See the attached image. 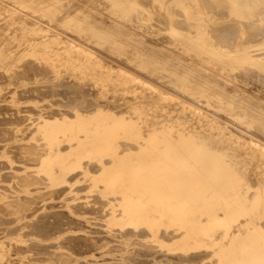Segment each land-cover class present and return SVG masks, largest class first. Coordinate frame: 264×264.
I'll use <instances>...</instances> for the list:
<instances>
[{
	"label": "rangeland",
	"instance_id": "obj_1",
	"mask_svg": "<svg viewBox=\"0 0 264 264\" xmlns=\"http://www.w3.org/2000/svg\"><path fill=\"white\" fill-rule=\"evenodd\" d=\"M100 1H0V70L2 69L3 73L6 72L5 76H8V78L4 76V81L0 78V82H6L2 85L0 83V118L2 121L5 120L2 122L0 119V121L1 124H5L4 122L7 121L3 126L0 124L2 127L0 136H3L0 137V166L3 168L1 170L0 167V217H2L0 219V264H48L50 259L53 262L50 264H57V262L60 264H136L137 260H139V264H144V262L147 264L144 253L147 257L150 256L146 257L149 259L148 261H151L148 264H264V144H261L264 143V87H262L264 85H261L264 84L261 83L264 81V69H262L264 67V39H261L264 34L262 33L264 32V17L261 16L262 14L264 16V12L261 13L259 10L262 7L261 9L264 11V3L259 4L258 9L256 7L253 9V15L239 17L232 11L234 3L231 0H226V2L225 0H212V2L210 0L209 2L206 0H146L147 2L145 0H102L105 3ZM140 1L145 3L144 6ZM201 2L205 7L211 3L208 6L213 5L211 8L214 7V10L210 7L206 10ZM220 8L223 13L226 11V14L221 15L222 12H218V10L221 11ZM120 9H123L122 12L119 11ZM201 10L204 14L200 12ZM176 12L177 14L180 12L181 16H177ZM130 13H134L138 18H134V15L132 17ZM260 13L261 15H259ZM22 14L27 15L26 18ZM123 15L126 16L122 17ZM219 15L223 18L220 19ZM59 16L61 17L57 18ZM18 17L22 20L18 19L17 21ZM39 17L43 20L41 21ZM127 17L129 20L133 18L135 20L129 21ZM25 20L32 24L29 25ZM163 21L165 22L163 23ZM251 21L253 25L250 24ZM174 22L175 25L181 22L179 26L183 30L179 26L174 27ZM42 23L46 27L49 25L46 28ZM235 24L239 28H234ZM157 25L161 30L156 28ZM226 26H230V29ZM231 26H233L232 29ZM255 26L261 27L256 28L258 30L256 31ZM96 27L98 28L96 29ZM48 28L54 31L50 29L49 31ZM218 29L220 31H217ZM62 30L63 32L60 33ZM210 31L213 33L210 34L212 36L209 35ZM54 32L60 34L55 33V35ZM227 32L231 34H226ZM247 32H254V34L250 33L251 37ZM257 32L258 35H256ZM66 33L69 35L67 34L68 36L65 37ZM61 34L63 35L60 38ZM220 34L226 38H219ZM232 35H238L239 38ZM255 36L257 37L255 38ZM221 38L226 46L224 43L221 44ZM216 39L218 40L216 41ZM225 39L230 44L235 39L238 41L234 42L235 45L232 43V47H228L230 44ZM256 39L260 41L257 42ZM73 41L77 43L75 44ZM70 42L74 44L72 45ZM98 42L101 45H98ZM94 48L95 50H93ZM134 51L135 54H133ZM105 59L108 61L106 62ZM143 59L152 62L147 64L148 62H144ZM30 61L32 62L30 63ZM23 64L28 70L23 68ZM33 64L38 67L35 66V69ZM137 64L142 68L140 69ZM141 64L147 65L145 67ZM247 67L248 69H246ZM46 69L50 71L46 72ZM2 71L0 77L3 76ZM48 72L51 75H48ZM253 73L258 79L257 81L252 76ZM259 74L263 77L262 79ZM16 75L23 76L20 77L21 79L17 76L18 79ZM27 75L30 79L33 76L34 80L31 82L29 78H26ZM134 75L137 79L134 78ZM155 75L160 78L157 79ZM244 75L251 76L246 79ZM50 76L53 78L51 79ZM6 78H10L9 82H12L7 83ZM249 78L253 79V82ZM13 83H16L17 86H14ZM33 87L35 88L33 89ZM45 88H47L46 93ZM98 88L99 90H97ZM30 89L33 91H29ZM79 90L82 91L79 92ZM42 91L48 96L44 95ZM34 93L36 98L33 99ZM19 94L21 95L19 96ZM38 94L47 99L40 100L41 96L38 97ZM70 99L76 102H72ZM58 100L61 102L59 103ZM87 100L90 103L83 102ZM71 102L74 106H71ZM55 103L59 105L56 106ZM92 103L94 107L91 106ZM6 108L12 111L10 112ZM1 109H3L2 112ZM35 113L37 114L34 115ZM18 119H21L20 122ZM22 121L25 123H21ZM10 129L11 133L14 131L12 134L14 138L9 133ZM256 131L258 134L261 133L260 136L253 134L257 133ZM2 138L7 141H2ZM15 146L18 148L14 149ZM18 150L20 151L17 152ZM9 151L11 152L9 153ZM16 154H21V157ZM13 155L17 156V162L14 159L16 156L13 158ZM22 160L25 162L21 163ZM3 162H6L5 166ZM31 170L33 171L31 172ZM6 172L8 173L7 179L4 177ZM11 173L15 175L12 174V176ZM2 175L5 179L1 177ZM19 175L22 176V179L18 178ZM8 180L10 182H7ZM15 186L16 189L13 188ZM3 187L8 190L2 189ZM54 192L57 193V196ZM21 196L27 198L23 199ZM40 197L42 198L40 199ZM79 203L83 205L79 206ZM5 204L11 206L10 210ZM51 205L53 207H50ZM92 205L95 207L92 208ZM75 207L80 210L77 211ZM89 207L92 209L90 210ZM97 208L99 209L97 210ZM12 209L13 211H11ZM86 209L89 210L84 213ZM99 210L101 211L100 217ZM79 211H82L83 214L78 213ZM57 212L59 213L57 214ZM7 213L8 216H6ZM42 214H46V217ZM51 214L52 217L55 216L54 219L50 216ZM38 217L44 218L43 220L50 221V223H45L43 220L42 222L40 218L37 221ZM47 217L51 218L47 219ZM10 218L12 222H10ZM66 219L72 221V226H70L73 229L68 225L71 224V221L67 224L68 220ZM32 220L41 224L34 225ZM27 222L32 223L28 224ZM43 223H45V227L48 224L47 228L49 229L42 226ZM59 224H62L63 227ZM77 224L83 226L76 230L79 228ZM84 226L86 228L82 230ZM40 228H42L41 231ZM53 228H59L60 231H63V228L66 230L60 232ZM92 228L97 231L100 229L101 233L95 232ZM45 229L48 234L44 232ZM5 230L16 232V235L15 233L13 235V232L11 234V231L7 234ZM91 231L93 232L91 233ZM51 232L53 233L51 234ZM25 233L30 235L27 236ZM38 234L43 237L38 238ZM46 234L49 236L45 237ZM99 238L103 242L101 240L98 242ZM70 240L73 242H69ZM31 242L36 247H33ZM90 242H92L91 246ZM43 244L49 247H45L46 250H44ZM65 244L74 246L68 250L70 246H65ZM80 244L81 248H79ZM24 246L26 249L23 248ZM97 246L100 247L97 248ZM123 246L126 249L122 248ZM18 247L22 248L21 251ZM30 247L32 248L30 249ZM93 248H96L97 251H94ZM135 250L138 253H135ZM138 254L143 258L141 259ZM59 255L62 257L57 258ZM38 257H41L42 261ZM44 258L49 260L45 261ZM129 259L131 261L134 259L135 262L132 263ZM143 259L144 262H141ZM83 261L84 263H82Z\"/></svg>",
	"mask_w": 264,
	"mask_h": 264
},
{
	"label": "bare ground",
	"instance_id": "obj_2",
	"mask_svg": "<svg viewBox=\"0 0 264 264\" xmlns=\"http://www.w3.org/2000/svg\"><path fill=\"white\" fill-rule=\"evenodd\" d=\"M0 1H1V0H0ZM47 1H49V0H47ZM50 1H51V0H50ZM60 1H61V0H60ZM95 1H96V0H95ZM101 1H102V0H101ZM101 1H100V2H101ZM137 1H138V0H137ZM141 1H142V0H141ZM141 1H140V2H141ZM143 1H144V0H143ZM145 1H146V0H145ZM192 1H194V0H192ZM206 1L209 2V0H206ZM210 1L212 2V0H210ZM221 1H222V0H221ZM231 1L234 3V4H233V9H232V11H233L234 14H236V15L239 16V17H248V16H250V15L253 13V9H255V7L258 9L257 6H259V4H261V3H264V0H231ZM7 2H8V1H6V3H7ZM42 2H44V1H42ZM45 2H46V1H45ZM140 2H139V3H140ZM146 2H147V1H146ZM149 2H151V1H149ZM189 2H190V1H189ZM199 2H200V1H199ZM208 2H207V3H208ZM223 2H224V1H223ZM225 2H226V0H225ZM2 3H3V2H2ZM8 3H9V2H8ZM20 3H21V2H20ZM36 3H37V1H36ZM54 3H55V2H54ZM90 3H91V2H90ZM101 3H105V2L102 1ZM165 3H166V2H165ZM194 3H195V2H194ZM201 3H203V2H201ZM204 3H205V1H204ZM204 3H203V6H204ZM213 3H214V2H213ZM3 4H5V2H4ZM106 4H107V3H106ZM106 4H105V6H108V5H106ZM137 4H138V3H137ZM141 4H143V6H144L145 3L141 2ZM184 4H185V3H184ZM192 4H193V2H192ZM195 4H197V3H195ZM199 4H200V3H199ZM205 4H206V3H205ZM208 4H209V3H208ZM208 4H207V6H208ZM230 4H231V3H230ZM11 5H12V3H11ZM109 5H111V4H109ZM139 5H140V4H139ZM146 5H147V3H146ZM209 5H211V3H210ZM214 5H215V3H214ZM221 5H222V4H221ZM227 5H228V4H227ZM75 6H76V5H75ZM155 6H157V5L155 4ZM184 6H185V5H184ZM207 6H206V7L204 6L205 9L210 7V6H208V7H207ZM212 6H213V5H212ZM212 6H211V7H212ZM215 6H216V5H215ZM218 6H219V3H218ZM218 6H217V7H218ZM5 7H6V6H5ZM7 7H9V6H7ZM34 7H35V6H34ZM77 7H79V6H77ZM108 7H109V6H108ZM108 7H106V8L108 9ZM110 7H111V6H110ZM118 7H119V6H118ZM128 7H129V6H128ZM145 7H146V6H145ZM211 7H210V8H211ZM219 7H220V6H219ZM228 7H229V6H228ZM16 8H17V6H16ZM16 8H13V9H16ZM143 8H144V7H143ZM150 8H151V7H150ZM153 8H154V7H153ZM168 8H169V7H168ZM172 8H173V7H172ZM200 8H201V7H200ZM202 8H203V7H202ZM226 8H227V7H226ZM261 8H262V7H261ZM261 8H260L259 10H261L260 12L262 13V12H264V11H263ZM8 9H10V8H8ZM17 9H18V8H17ZM117 9H118V8H117ZM117 9H116V10H117ZM123 9H124V8H123ZM123 9H122V10H123ZM211 9L214 10V7L211 8ZM220 9H221V11L218 10L219 13H221V12L223 11L222 8H220ZM224 9H225V5H224ZM4 10H5V9H4ZM21 10H22V9H21ZM76 10H78V9H76ZM88 10H89V9H88ZM112 10H113V9H112ZM122 10L120 9L119 11L122 12ZM157 10H158V9H157ZM157 10H155V11H157ZM163 10H164V9H163ZM173 10H174V8H173ZM206 10H208V9H206ZM225 10H226V9H225ZM10 11H11V10H10ZM14 11H15V10H14ZM106 11H107V10H106ZM114 11H115V10H114ZM119 11H118V12H119ZM127 11H128V10H127ZM178 11H179V10H178ZM209 11H210V10H209ZM209 11H208V13H209ZM255 11H256V10H255ZM22 12H23V11H22ZM22 12H21V13H22ZM27 12H28V11H27ZM27 12H26V13H27ZM112 12H113V11H112ZM112 12H110V13H112ZM125 12H126V11H125ZM131 12H132V10H131ZM157 12H158V11H157ZM161 12H162V11H161ZM200 12H203V11L201 10ZM218 12H217V13H218ZM224 12H225V13L222 12L221 15H222V14H223V15L226 14V11H224ZM228 12H229V11H228ZM126 13H127V12H126ZM126 13H125V14H126ZM128 13H129V12H128ZM151 13H154V12H151ZM179 13H180V12H179ZM179 13H178V14H179ZM205 13H206V11H205ZM261 13H260L259 15H261ZM18 14H19V13H18ZM18 14H17V15H18ZM57 14H58V13H57ZM64 14H65V13H64ZM66 14H67V13H66ZM66 14H65V15H66ZM108 14H109V13H108ZM121 14H122V13H121ZM130 14H132V13H130ZM135 14H136V13H135ZM137 14H139V13H137ZM140 14H141V13H140ZM175 14H177V12H176ZM178 14H177V16H181L180 14H179V15H178ZM203 14H204V12H203ZM214 14H215V12H214ZM256 14H257V13H256ZM22 15L24 16V14H22ZM30 15L32 16V14H30ZM71 15H72V14H71ZM97 15H98V14H97ZM126 15H127V14H126ZM126 15H123L122 17H124V16H126ZM133 15H134V13H133L131 16L133 17ZM143 15H144V14H143ZM155 15H156V13H155ZM161 15H162V17H163V14H161ZM221 15H219V16H221ZM227 15H228V14H227ZM252 15H253V14H252ZM15 16H16V15H15ZM19 16H20V15H19ZM25 16H27V15H25ZM25 16H24V17H25ZM63 16H64V15H63ZM92 16H93V15H92ZM120 16H121V15H120ZM134 16H135L134 18H138V17H136V15H134ZM156 16H157V15H156ZM156 16H155V17H156ZM158 16H159V15H158ZM228 16H229V15H228ZM255 16H256V15H255ZM32 17H33V16H32ZM35 17H36V16H35ZM60 17H61V16H59V17H57V18H60ZM102 17H103V16H102ZM107 17H108V16H107ZM122 17H121V18H122ZM206 17H207V16H206ZM215 17H217V16H215ZM225 17H227V16H225ZM253 17H254V16H253ZM261 17H262V18L264 17L263 14H262ZM25 18H26V17H25ZM39 18H40V17H39ZM62 18H63V17H62ZM64 18H65V17H64ZM109 18H110V17H109ZM115 18H116V17H115ZM119 18H120V17H119ZM127 18H128V17H127ZM127 18H126V19H127ZM130 18H131V17H130ZM134 18H133V19H130V20H133V21H134V20H135ZM151 18H152V17H151ZM159 18H160V17H159ZM159 18H158V19H159ZM217 18H218V17H217ZM219 18H220V17H219ZM222 18H223V16H221L220 19H222ZM233 18H234V16H233ZM18 19H21V20H22V18H20V17L17 18V21H18ZM29 19H30V18H29ZM36 19H37V18H36ZM36 19H35V20H36ZM98 19H99V18H98ZM103 19H104V17H103ZM126 19H125V20H126ZM141 19H142V18H141ZM153 19H155V18H153ZM153 19H152V20H153ZM163 19H164V18H163ZM220 19H219V20H220ZM225 19H226V18H225ZM257 19H258V18H257ZM27 20H28V19H27ZM27 20H25V21H27ZM40 20L42 21L43 19L40 18ZM56 20H57V19H56ZM62 20H63V19H62ZM62 20H61V21H62ZM112 20H113V19H112ZM128 20H129V18H128ZM130 20H129V21H130ZM149 20H150V19H149ZM161 20H162V19H161ZM165 20H166V18H165ZM208 20H209V19H208ZM230 20H231V19H230ZM254 20H255V18H254ZM23 21H24V20H23ZM58 21H60V19H58ZM139 21H140V18H139ZM182 21H183V20H182ZM204 21H205V18H204ZM226 21H227V20H226ZM232 21H233V19H232ZM256 21H258V20H256ZM256 21H253V22H256ZM27 22H28V21H27ZM33 22H34V20H33ZM36 22H37V21H36ZM43 22H44V21H43ZM45 22H46V20H45ZM45 22H44V23H45ZM164 22H165V21H163V23H164ZM18 23H20V22H18ZM44 23H42V24H44ZM48 23H50V22H48ZM82 23H83V22H82ZM82 23H81V24H82ZM92 23H93V22H92ZM159 23H161V21H159ZM163 23H162V24H163ZM176 23H178V21H176ZM176 23L174 22V25H175ZM237 23H238V22H237ZM244 23H245V22H244ZM28 24H29V22H28ZM30 24H32V22H31ZM30 24H29V25H30ZM33 24H34V23H33ZM37 24H38V23H37ZM39 24H41L40 21H39ZM45 24H46V23H45ZM45 24H44V25H45ZM57 24H58V23H57ZM57 24H56V25H57ZM88 24H89V23H88ZM107 24H109V23H107ZM120 24H121V23H120ZM148 24H149V23H148ZM157 24H158V23H157ZM179 24L181 25V22H179ZM179 24H178V25H175L174 27H178ZM182 24L184 25V23H182ZM219 24H220V23H219ZM241 24H243V23H241ZM245 24H246V23H245ZM245 24H243V25H245ZM250 24H252V21L250 22ZM48 25H49V24H48ZM48 25H47V27H48ZM53 25H55V24H53ZM56 25H55V26H56ZM84 25H85V24H84ZM109 25H110V24H109ZM111 25H112V24H111ZM123 25H124V24H123ZM154 25H155V24H154ZM185 25H186V22H185ZM220 25H221V24H220ZM228 25H229V24H228ZM252 25H253V24H252ZM254 25H255V24H254ZM72 26H73V25H72ZM76 26H77V25H76ZM112 26H113V25H112ZM151 26H152V25H151ZM233 26H234V25H233ZM233 26H231V29H232ZM237 26H238V25H237ZM237 26H236V24H235V27H234V28H239V27H237ZM45 27H46V25H45ZM47 27H46V28H47ZM51 27H52V24H51ZM53 27H54V26H53ZM85 27H87V26H85ZM180 27H181V26H179V28H180ZM187 27H188V24H187ZM187 27H185V28H187ZM209 27H210V26H209ZM217 27H218V26H217ZM221 27L224 28L223 25H221ZM226 27H227V26H226ZM226 27H225V28H226ZM247 27H248V26H247ZM251 27H252V26H251ZM260 27H261V26H260ZM260 27H256V26H255V28H254V27H253V28H254L256 31H258L256 28H260ZM58 28H59V27H58ZM77 28H78V26H77ZM97 28H98V27H96V29H97ZM99 28H100V27H99ZM119 28H121V27H119ZM126 28H128V27H126ZM156 28L159 29V30H161V29L158 27V25L156 26ZM188 28H189V27H188ZM204 28H205V27H204ZM211 28H212V27H211ZM223 28H221V30H223ZM227 28L230 29V26H228ZM227 28H226V29H227ZM234 28H233V29H234ZM49 29H50V28H48V30H49ZM54 29L56 30L55 27H54ZM79 29H81V28H79ZM86 29H87V28H86ZM96 29H94V30H96ZM122 29H123V28H122ZM177 29H178V28H177ZM180 29H181V28H180ZM216 29H217V28H216ZM226 29H225V30H226ZM246 29H247V28H245V30H246ZM250 29H251V28H250ZM43 30H44V29H43ZM50 30H51V31H54V30H52V29H50ZM50 30H49V31H50ZM60 30H61V29H60ZM118 30L120 31V29H118ZM130 30H131V29H130ZM181 30H183V29H181ZM187 30H188V29H187ZM214 30H215V29H214ZM35 31H36V30H35ZM73 31H74V30H73ZM90 31H91V30H90ZM98 31H99V30H98ZM114 31H115V30H114ZM125 31H126V30H125ZM128 31H129V30H128ZM217 31H220V30L218 29ZM217 31H215V32H216V33H215L216 36H218V35H217V34H218ZM228 31H229V30H228ZM237 31H239V30H237ZM237 31H236V32H237ZM246 31H247V30H246ZM256 31H254V32H256ZM259 31H262V30H259ZM62 32H63V30H62L60 33H62ZM80 32H81V31H80ZM93 32H94V31H93ZM203 32H204V31H203ZM222 32H223V31H222ZM225 32H226V31H225ZM248 32H249V31H248ZM248 32H247V34L250 35L251 32H250V33H248ZM254 32H252L251 34H254ZM55 33H56V34H60V33H58V32H54V34H55ZM78 33H79V32H78ZM78 33H77V34H78ZM98 33L100 34V32H98ZM125 33H126V32H125ZM192 33H193V32H192ZM194 33H195V32H194ZM207 33H208V31H207ZM211 33H212V32L210 31L209 35H210ZM219 33H220V32H219ZM228 33H229V32H227L226 34H228ZM233 33H235V32H233ZM233 33H232V34H233ZM238 33H239V32H238ZM262 33H264V32H262ZM56 34H55V35H56ZM67 34H68V33H66V35H64V36L66 37V36L69 35V34H68V35H67ZM70 34H71V33H70ZM82 34H83V32H82ZM94 34H95V33H94ZM94 34H93V35H94ZM99 34H98V35H99ZM190 34H191V33H190ZM204 34H205V32H204ZM212 34H213V33H212ZM215 34H214V39L216 38V37H215ZM221 34H222V33H221ZM221 34H220V35H221ZM226 34L224 33V35H226ZM229 34H231V33H229ZM239 34H240V33H239ZM255 34H256V33H255ZM260 34H261V32H260ZM51 35H52V34H51ZM62 35H63V34H61V36L59 35L60 38L62 37ZM85 35H86V34H85ZM89 35H90V34H89ZM220 35H219V38H220V37H222V38L225 37V38H226V36H222V35L220 36ZM233 35H234V34H233ZM233 35H232V36H233ZM256 35H258V32H257ZM263 35H264V34H263ZM263 35H262V36H263ZM0 36H1V35H0ZM82 36H83V35H82ZM87 36H88V35H87ZM100 36H101V35H100ZM128 36H129V34H128ZM210 36H212V35H210ZM227 36L229 37V35H227ZM235 36H236V35H235ZM235 36H233V37H235ZM237 36H238V35H237ZM237 36H236V38L238 39L239 37H237ZM243 36H244V35H243ZM247 36H248V35H247ZM250 36H251V35H250ZM259 36H260V35H259ZM262 36H261V39H264V37L262 38ZM5 37H6V36H5ZM49 37H50V36H49ZM76 37H77V36H76ZM78 37H79V36H78ZM251 37H252V36H251ZM256 37H257V36H255V38H256ZM107 38H108V37H107ZM212 38H213V37H212ZM219 38H218V39H219ZM222 38H221V44L224 43V45L226 46L225 42H222V41H224V40H222ZM243 38L245 39V37H243ZM255 38H254V39H255ZM74 39H76L75 36H74ZM79 39H80V38H79ZM79 39H77V40H79ZM133 39H135V38H133ZM218 39H216V41H217ZM227 39H228V38H227ZM227 39H225V41H226ZM233 39H234V38H233ZM254 39H253V40H254ZM67 40H69V39H67ZM228 40H229V39H228ZM228 40H227V42H228ZM230 40H231V37H230ZM245 40H247V39H245ZM248 40H249V38H248ZM63 41H64V39H63ZM65 41H66V40H65ZM69 41H70V40H69ZM71 41H72V39H71ZM74 41H75V40H74ZM74 41H73V42H74ZM81 41H82V40H81ZM81 41H78V42H81ZM86 41H87V39L85 40V42H86ZM173 41H174V40H173ZM210 41H211V40H210ZM232 41H233V40H232ZM236 41H238V40L235 39L232 43L234 44V42H236ZM250 41H251V40H250ZM256 41H257V39H256ZM259 41H260V40H259ZM259 41H257V42H259ZM94 42H95V44H96V41H94ZM94 42H93V43H94ZM100 42H101V41H100ZM112 42H113V41H112ZM166 42H167V41H166ZM174 42H175V41H174ZM177 42H178V41H177ZM219 42H220V41H219ZM227 42H226V43H227ZM230 42H231V41H230ZM240 42H241V41H240ZM70 43H72V42H70ZM74 43L76 44L77 42H74ZM74 43H72V45H73ZM86 43H87V42H86ZM86 43H85V45H86ZM91 43H92V42H91ZM98 43H99V42H98ZM102 43H103V42H102ZM150 43H152V42L150 41ZM154 43H155V42H154ZM171 43H172V42H171ZM171 43H170V44H171ZM213 43H214V42H213ZM228 43H229V42H228ZM232 43H231V44H232ZM238 43H239V42H238ZM249 43H250V42H249ZM251 43H252V41H251ZM254 43H255V40H254ZM1 44H2V43H1ZM67 44H68V43H67ZM82 44H83V43H82ZM103 44H104V43H103ZM215 44H216V42H215ZM217 44H218V43H217ZM229 44H230V43H229ZM231 44H230L229 46H228V45H227V46H228V47H230V46L232 47L233 44H232V45H231ZM235 44H236V43H235ZM235 44H234V45H235ZM252 44H253V43H252ZM80 45H81V44H80ZM85 45H84V46H85ZM87 45H88V44H87ZM91 45H93V44H91ZM96 45H97V44H96ZM98 45H101V44L99 43ZM156 45H157V44H156ZM78 46H79V45H78ZM84 46H83V47H84ZM144 46H145V45H144ZM159 46H160V45H159ZM220 46H221V45H220ZM79 47H80V46H79ZM88 47H89V45H88ZM92 47H93V46H92ZM94 47H95V46H94ZM98 47H99V46H98ZM223 47H224V46H223ZM84 48H85V47H84ZM100 48H101V47H100ZM5 49H6V48H5ZM12 49H13V48H12ZM81 49H82V45H81ZM88 49H89V48H88ZM90 49H91V47H90ZM102 49H103V48H102ZM105 49H106V47H105ZM23 50H24V49H23ZM26 50H27V49H26ZM82 50H83V49H82ZM85 50H86V48H85ZM93 50H95V48H94ZM106 50H107V49H106ZM108 50H109V49H108ZM167 50H168V49H167ZM0 51H1V50H0ZM24 51H25V50H24ZM97 51H98V50H97ZM97 51H96V52H97ZM129 51H130V50H129ZM229 51H230V50H229ZM9 52H10V51H9ZM90 52H92V51H90ZM90 52H89V53H90ZM130 52H131V51H130ZM170 52H171V51H170ZM14 53H15V52H14ZM87 53H88V52H87ZM136 53H137V51H136ZM164 53H165V52H164ZM92 54H93V53H92ZM133 54H135V51H134ZM263 54H264V53H263ZM90 55H91V54H90ZM150 55H151V54H150ZM259 55H261V54H259ZM259 55H258V56H259ZM9 56H10V55H9ZM15 56H17V55H15ZM20 56H21V55H20ZM92 56H94V55H92ZM95 56H96V54H95ZM99 56H100V55H99ZM99 56H97V57H99ZM101 56H103V55H101ZM101 56H100V57H101ZM164 56H166V55H164ZM180 56H181V55H180ZM127 57H128V56H127ZM152 57H153V55H152ZM5 58H6V57H5ZM7 58H9V57H7ZM102 58H103V57H102ZM102 58H100V59L102 60ZM108 58H109V57H108ZM128 58H129V57H128ZM213 58H214V57H213ZM14 59H16V58L14 57ZM97 59H98V58H97ZM97 59H96V60H97ZM178 59H179V58H178ZM215 59H216V58H215ZM16 60H17V59H16ZM130 60H131V59H130ZM182 60H184V59L182 58ZM24 61H26V60L24 59ZM105 61H106V59H105ZM107 61H108V60H107ZM107 61H106V62H107ZM122 61H123V60H122ZM124 61H125V60H124ZM143 61H144V62H148L147 64H149L150 62H152V61L149 62L148 60L146 61V60H144V59H143ZM166 61H167V60H166ZM31 62H32V61H30V63H31ZM12 63H13V62H12ZM25 63H26V62H25ZM27 63H28V62H27ZM112 63H113V62L111 61V64H112ZM125 63H126V62H125ZM138 63H139V62H138ZM153 63H154V62H153ZM192 63H193V62H192ZM116 64H117V62H116ZM147 64H145V65H147ZM168 64H169V63H168ZM250 64H252V63H250ZM250 64H249V65H250ZM1 65H2V64H1ZM4 65H6V64H4ZM7 65H8V63H7ZM19 65H20V64H19ZM19 65H18V66H19ZM23 65H24V64H23ZM23 65H22V66H23ZM28 65L31 66L32 64H28ZM106 65H107V64H106ZM119 65H120V64H119ZM123 65H124V64H123ZM133 65H134V64H133ZM137 65H138V64H137ZM137 65H136V67H137ZM141 65L145 66L144 64H141ZM179 65H180V64H179ZM195 65H197V64H195ZM243 65H244V64H243ZM246 65H248V64H246ZM33 66H34V67H35V66L38 67L36 64H33ZM103 66H104V65H103ZM125 66H126V65H125ZM125 66H124V67H125ZM138 66L140 67V69L142 68V66H140V65H138ZM148 66H149V65H148ZM198 66H199V65H198ZM254 66H255V64H254ZM0 67H1V66H0ZM2 67H3V66H2ZM14 67H15V66H14ZM20 67H21V66H20ZM26 67H27V65H26ZM36 67H35V69H36ZM114 67H115V66H114ZM127 67H128V66H127ZM139 67H138V68H139ZM145 67H146V66H145ZM152 67H153V66H152ZM201 67H202V66H201ZM262 67H263V66H262ZM18 68H19V67H18ZM23 68H25V65L23 66ZM23 68H22V69H23ZM28 68H29V67H28ZM30 68H31V67H30ZM125 68H126V67H125ZM143 68H144V67H143ZM148 68H149V67H148ZM159 68H160V67H159ZM161 68H162V67H161ZM249 68H250V66H249ZM260 68H261V67H260ZM25 69H27V68H25ZM33 69H34V68H33ZM33 69H31V71H32ZM167 69H168V68H167ZM244 69H245V68H244ZM246 69H248V67H247ZM262 69H264V67H263ZM23 70H24V69H23ZM27 70H28V69H27ZM126 70H128V69H126ZM131 70H132V69H131ZM142 70H143V69H142ZM145 70H146V69H145ZM148 70H149V69H148ZM1 71H2V69L0 70V75H1ZM39 71H40V70H39ZM39 71H38V72H39ZM47 71H50V70H47V69H46V72H47ZM124 71H125V70H124ZM253 71H254V70H253ZM253 71H252V72H253ZM261 71H263V70H261ZM3 72H4V71H2V75H3V76L0 77L1 80L5 79V77L8 78L7 75L5 76V73H6V72H5V73H3ZM19 72H21V71H19ZM29 72H30V71H29ZM32 72H34V70H33ZM36 72H37V71H36ZM40 72H41V71H40ZM46 72H44V73H46ZM122 72H123V71H122ZM143 72H144V71H143ZM195 72H196V71H195ZM239 72H240V71H239ZM248 72H251V71L248 70ZM248 72H246L247 75H248ZM13 73H14V72H13ZM196 73H197V72H196ZM204 73H205V72H204ZM241 73H242V72H241ZM262 73H263V72H262ZM10 74H12V73H10ZM14 74H15V73H14ZM16 74H17V73H16ZM21 74H23V73H21ZM21 74H20V75H21ZM29 74H31V73H29ZM29 74H28V75H29ZM42 74H43V73H42ZM49 74L51 75V73L48 72V75H49ZM139 74H140V73H139ZM260 74H261V73H260ZM260 74H259V76H260ZM8 75H9V74H8ZM23 75H24V74H23ZM23 75H22V76H23ZM28 75H27V76H28ZM32 75H34V74L32 73ZM37 75H39V74H37ZM37 75H35V76H37ZM137 75H138V74H137ZM237 75H238V74H237ZM239 75H240V74H239ZM241 75H243V73H242ZM251 75H252V74H251ZM251 75H249V76H251ZM254 75H255V74L253 73L252 76L255 77ZM4 76H5V77H4ZM9 76H10V75H9ZM11 76H12V75H11ZM17 76H18L19 78L22 77V76L16 75V77H17ZM29 76H31V75H29ZM29 76L26 77V78H29V80H31V82H32V80H34V79H32L33 76H32L31 79H30ZM46 76H47V75H46ZM54 76H55V75H54ZM134 76H135V75H134ZM142 76H143V75H142ZM155 76H156V75H155ZM163 76H164V75H163ZM205 76H206V75H205ZM211 76H212V75H211ZM244 76H245V75H244ZM249 76H247V77H249ZM259 76H258V77H259ZM16 77H13V78H16ZM18 77H17V78H18ZM37 77H38V76H37ZM50 77H51V76H50ZM138 77H139V76H138ZM156 77H157V76H156ZM217 77H218V76H217ZM245 77H246V76H245ZM247 77H246V79H247ZM253 77H252V78H253ZM260 77H261V76H260ZM260 77H259V78H260ZM7 78H6V80H8L7 83H11L12 81L9 82V79H10V78H9V79H7ZM19 78H18V79H19ZM24 78H25V76H24ZM24 78H23V79H24ZM52 78H53V77H51V79H52ZM134 78L137 79L136 76H135ZM154 78H155V77H154ZM158 78H160V76H158L157 79H158ZM161 78H162V77H161ZM182 78H183V77H182ZM255 78H256V77H255ZM262 78H263V77H261V79H262ZM18 79H17V80H18ZM20 79H21V78H20ZM23 79H22V80H23ZM43 79H44V77H43ZM60 79H61V78H60ZM60 79H59V81H60ZM209 79H210V78H209ZM244 79H245V78H244ZM253 79H254V78H253ZM253 79H252V80H253ZM11 80H12V79H11ZM49 80H50V78H49ZM49 80H48V81H49ZM80 80H81V78H80ZM142 80H143V79H142ZM212 80H213V79H212ZM249 80H250V78H249ZM252 80H250V81H252ZM257 80H258V79L256 78V81H257ZM263 80H264V79H263ZM3 81H4V80H3ZM3 81L0 82L1 85H2L3 83H6V82H3ZM14 81H15V80H14ZM14 81H13V82H14ZM25 81H26V79H25ZM150 81H151V80H150ZM183 81H184V80H183ZM259 81L261 82V80H259ZM148 82H149V81H148ZM148 82H147V83H148ZM153 82H154V81H153ZM220 82H221V81H220ZM246 82H247V81H246ZM252 82H253V81H252ZM254 82H255V81H254ZM33 83H34V81H33ZM44 83H45V82H44ZM53 83H54V82H53ZM68 83H69V82H68ZM166 83H167V82H166ZM256 83H257V82H256ZM258 83H259V82H258ZM258 83H257V84H258ZM261 83H264V81L261 82ZM261 83H260V84H261ZM13 84H14V83H13ZM15 84H16V83H15ZM15 84H14V86H17V84H16V85H15ZM36 84H37V83H36ZM55 84H56V81H55ZM75 84H76V83H75ZM86 84H87V82H86ZM88 84H89V83H88ZM148 84H149V83H148ZM1 85H0V86H1ZM5 85H6V84H5ZM24 85H25V84H24ZM58 85H59V84H58ZM61 85H62V84H61ZM98 85H99V84H98ZM176 85L178 86V84H176ZM227 85H228V84H227ZM254 85H255V84H254ZM261 85H264V84H261ZM37 86H38V85H37ZM56 86H57V85H55V87H56ZM64 86H65V85H64ZM67 86H68V85H67ZM69 86H70V83H69ZM74 86H75V85H74ZM133 86H134V85H133ZM151 86H152V85H151ZM200 86H201V85H200ZM205 86H206V85H205ZM219 86H220V85H219ZM222 86H223V85H222ZM21 87H22V86H21ZM30 87L32 88V86H30ZM30 87H29V88H30ZM44 87H45V86H44ZM48 87H49V86H47V88H48ZM57 87H58V86H57ZM60 87H61V86H60ZM62 87H63V86H62ZM65 87H66V86H65ZM65 87H63V88H65ZM152 87H153V86H152ZM154 87H155V86H154ZM203 87H204V86H203ZM229 87H230V86H229ZM238 87H239V86H238ZM262 87H264V86H262ZM5 88H6V86H5ZM25 88H26V87H25ZM29 88H27V89H29ZM34 88H35V87H33V89H34ZM36 88H38V87H36ZM42 88H43V87H42ZM47 88H45V93H46V91H47V90H46ZM69 88H70V87H69ZM74 88H75V87H74ZM93 88H94V86H93ZM132 88H133V87H132ZM204 88H205V87H204ZM233 88H234V87H233ZM259 88H260V87H259ZM48 89H49V88H48ZM76 89H77V87H76ZM90 89H92V88H90ZM94 89H95V88H94ZM230 89H231V88H230ZM261 89H262V88H261ZM4 90H5V89H4ZM23 90H25V89L23 88ZM23 90H21V91L23 92ZM31 90H32V89H30L29 91H31ZM54 90H55V89H54ZM57 90H58V89H57ZM65 90H66V89H65ZM65 90H64V91H65ZM92 90H93V89H92ZM97 90H99V88H98ZM155 90H156V89H155ZM170 90H171V89H170ZM228 90H229V89H228ZM11 91H12V90H11ZM18 91H19V89H18ZM27 91H28V90H27ZM27 91H26V93H27ZM32 91H33V90H32ZM49 91H50V90H49ZM80 91H82V90H79V92H80ZM85 91H86V90H85ZM94 91H95V90H94ZM94 91H92V92H94ZM172 91H173V90H172ZM226 91H227V90H226ZM22 92H21V93H22ZM39 92H40V91H39ZM39 92H38V93H39ZM42 92H43V91H42ZM68 92H69V91H68ZM71 92H72V91H71ZM87 92H89V91H87ZM95 92H96V91H95ZM9 93L11 94V92H9ZM61 93H62V90H61ZM76 93H77V92H76ZM81 93H82V92H81ZM85 93H86V92H85ZM97 93H98V91H97ZM101 93H103V92H101ZM128 93H129V92H128ZM165 93H166V92H165ZM237 93H238V92H237ZM4 94H5V93H4ZM40 94H41V93H40ZM40 94H38V97H39ZM43 94H44V92H43ZM49 94H50V92H49ZM52 94H53V93H52ZM59 94H60V93H59ZM67 94H68V93H67ZM168 94H169V93H168ZM5 95H7V93H6ZM5 95H4V96H5ZM20 95H21V94H19V96H20ZM25 95H26V94H25ZM30 95H31V97H32V94H30ZM35 95H36V94L34 93V95H33V97H32L33 99L36 98ZM44 95H47V94H44ZM63 95H65V94H63ZM86 95H87V94H86ZM92 95H94V94L92 93ZM170 95H171V94H170ZM170 95H169V96H170ZM261 95H262V94H261ZM40 96H41V97H39V98H41L40 100L47 99V98L44 97L43 95H40ZM47 96H48V95H47ZM49 96H50V95H49ZM69 96H70V95H69ZM87 96H88V95H87ZM97 96H98V95H97ZM8 97H9V96H8ZM31 97H30V98H31ZM42 97H43V99H42ZM54 97H57V96L54 95ZM78 97H79V96H78ZM238 97H239V96H238ZM4 98H5V97H4ZM4 98H1V99L3 100ZM10 98H11V97H10ZM70 98H71V97H70ZM76 98H77V97H76ZM93 98H94V96H93ZM97 98H99V97H97ZM110 98H111V97H110ZM215 98L217 99V97H215ZM219 98H220V97H219ZM250 98H251V97H250ZM260 98H261V97H260ZM7 99H8V98H7ZM18 99L20 100V98H18ZM27 99H28V98H27ZM72 99H73V98H72ZM100 99H101V98H100ZM130 99H131V98H130ZM243 99H244V98H243ZM23 100H25V99H23ZM50 100H51V99H50ZM68 100H69V99H68ZM70 100H71V99H70ZM89 100H90V99H89ZM98 100H99V99H98ZM185 100H186V99H185ZM51 101H53V100H51ZM58 101H59V100H58ZM71 101H72V100H71ZM74 101H75V100H74ZM74 101H72V102H74ZM91 101H92V99H91ZM93 101H94V100H93ZM180 101H181V100H180ZM191 101H192V100H191ZM246 101H248V100H246ZM252 101H253V100H252ZM252 101H251V102H252ZM0 102H1V101H0ZM3 102H4V101H3ZM42 102H43V101H42ZM55 102H56V101H55ZM60 102H61V100L59 101V103H60ZM72 102H71V103H72ZM75 102H76V101H75ZM83 102H89V101L87 100V101H83ZM99 102H100V101H99ZM101 102H102V101H101ZM115 102H116V101H115ZM253 102H255V101H253ZM51 103H53V102H51ZM57 103H58V102H57ZM63 103H64V102H63ZM63 103H62V104H63ZM66 103L69 104V102H67V101H66ZM71 103H70V104H71ZM89 103H90V102H89ZM102 103H103V102H102ZM106 103H108V102H106ZM45 104H46V103H44V105H45ZM64 104H65V103H64ZM68 104H66V105H68ZM94 104H95V102H94ZM96 104H97V103H96ZM191 104H192V103H191ZM257 104H258V103H257ZM1 105H2V104H1ZM55 105L57 106V105H59V104H56V103H55ZM60 105H61V104H60ZM82 105H83V104H82ZM86 105H87V104H86ZM92 105H93V103L91 104V106H92ZM136 105H137V104H136ZM146 105H147V104H146ZM39 106H40V105H39ZM45 106H47V105H45ZM50 106L52 107V105H50ZM53 106H54V105H53ZM71 106H74V104L72 103ZM95 106H96V105H95ZM100 106H102L101 103H100ZM121 106H122V105H121ZM143 106H144V104H143ZM167 106H168V105H167ZM191 106H192V105H191ZM1 107H4V106H1ZM6 107H7V106H6ZM9 107H12V106H9ZM24 107H26V106H24ZM48 107H49V106H48ZM69 107H70V106H69ZM77 107H78V106H77ZM87 107H88V106H87ZM93 107H94V105H93ZM104 107H105V106H104ZM113 107H115V106H113ZM113 107H112V108H113ZM152 107H153V106H152ZM28 108H29V107H28ZM28 108H27V109H28ZM37 108H39V107H37ZM54 108H55V107H54ZM85 108H86V107H85ZM102 108H103V107H102ZM107 108H108V107H107ZM110 108H111V107H110ZM142 108H143V107H142ZM144 108H145V107H144ZM6 109L8 110L9 108H6ZM21 109H22V108H21ZM24 109H25V108H24ZM35 109H36V108H35ZM74 109H75V108H74ZM78 109H79V108H78ZM108 109H109V108H108ZM113 109H114V108H113ZM151 109H152V108H151ZM2 110H3V109H1V112H2ZM84 110H85V109H84ZM110 110H111V109H110ZM196 110H197V109H196ZM204 110H205V109H204ZM262 110H263V109H262ZM8 111H10V110H8ZM11 111H12V110H11ZM11 111H10V112H11ZM13 111H14V110H13ZM15 111H16V110H15ZM22 111H23V110H22ZM29 111L31 112V108H30ZM29 111H28V112H29ZM33 111L36 112L35 110H33ZM38 111L40 112V110H38ZM42 111H43V110H42ZM45 111H46V110H45ZM45 111H44V112H45ZM60 111H61V110H60ZM69 111H70V110H69ZM72 111H73V110H72ZM77 111H78V110H77ZM79 111H80V110H79ZM103 111H104V110H103ZM111 111H112V110H111ZM119 111H120V110H119ZM3 112H4V111H3ZM24 112H25V111H24ZM51 112L54 113L53 111H51ZM80 112H81V111H80ZM86 112H87V111H86ZM25 113H26V112H25ZM32 113H33V112H32ZM46 113H47V112H46ZM56 113H57V112H56ZM81 113H82V112H81ZM205 113H206V112H205ZM239 113H240V112H239ZM36 114H37V113H35L34 115H36ZM49 114H50V111H49ZM2 115H3V113H2ZM15 115H17L16 112H15ZM38 115H39V114H38ZM41 115H42V114H41ZM45 115H46V114H45ZM61 115H62V114H61ZM240 115H241V114H240ZM245 115H246V114H245ZM248 115H249V114H248ZM49 116H50V115H49ZM55 116H56V115H55ZM251 116H252V115H251ZM251 116H250V117H251ZM20 117H21V116H20ZM22 117H23V116H22ZM25 117H26V116H25ZM25 117H23V118H25ZM155 117H156V116H155ZM221 117H222V116H221ZM248 117H249V116H248ZM5 118H6V117H5ZM5 118H4V119H5ZM15 118H16V116H15ZM18 118H19V117H18ZM23 118H21V119H23ZM29 118H30V117H29ZM44 118H45V116H44ZM46 118H47V117H46ZM254 118H255V117H254ZM0 119H1V118H0ZM21 119H18V121L21 120ZM214 119H217V118H214ZM218 119H219V118H218ZM223 119H225V118H223ZM6 120H7V119H6ZM11 120H12V119H11ZM15 120H16V119H15ZM15 120H14V122H15ZM26 120H27V118H26ZM26 120H25V121H26ZM1 121H2V119H1ZM1 121H0V124H1ZM3 121H5V120H3ZM3 121H2V122H3ZM8 121H10V120H8ZM25 121H24V122L22 121L21 123L24 124ZM220 121H221V120H220ZM19 122H20V121H19ZM228 122H229V121H228ZM230 122H231V121H230ZM261 122H262V121H261ZM4 123L6 124L7 121L4 122ZM9 123H10V122H9ZM9 123H8V124H9ZM219 123H222V122H219ZM223 123H224V121H223ZM5 124H1V125L3 126V125H5ZM8 124H7V126H8ZM11 124H14V123L11 122ZM16 124H17V123H16ZM16 124H15V125H16ZM19 124H20V123H19ZM23 124H22V126H23ZM41 124H42V123H41ZM228 124H229V123H228ZM222 125H223V124H222ZM17 126H18V124H17ZM19 126H20V125H19ZM27 126H28V125H27ZM30 126H31V125H30ZM30 126H29V127H30ZM0 128H2V127H0ZM7 128H9V127H7ZM15 128H16V127H15ZM15 128H14V130H15ZM23 128H25V127H23ZM34 129H35V128H34ZM171 129H172V127H171ZM220 129H221V128H220ZM4 130H5V128H4ZM12 130H13V128H12ZM12 130L10 129L9 133H11ZM92 130H93V129H92ZM230 130H231V129H230ZM7 131H8V130H7ZM99 131H100V130H99ZM5 132H6V130H5ZM17 132H18V131H17ZM32 132H33V131H32ZM170 132H171V131H170ZM172 132H173V131H172ZM241 132H242V131H241ZM254 132H255V131H254ZM256 132H257V131H256ZM0 133H1V132H0ZM3 133H4V132H3ZM9 133H8V134H9ZM13 133H14V131H13ZM13 133H11V135H12ZM23 133H24V132H23ZM28 133H29V132H28ZM233 133H234V132H233ZM29 134H30V133H29ZM29 134H28V135H29ZM242 134H243V133H242ZM253 134H258V132H257V133H253ZM259 134H261V133H259ZM259 134H258V135H259ZM3 135H4V134H3ZM20 135H21V134H20ZM240 135H241V134H240ZM5 136H6V135H5ZM13 136H14V135H12V137H13ZM42 136H43V135H42ZM126 136H127V135H126ZM241 136H242V135H241ZM244 136H245V135H244ZM259 136H260V135H259ZM0 137H3V136H0ZM8 137H9V136H8ZM12 137H11V140H13ZM19 137H20V136H19ZM23 137H24V136H23ZM256 137H257V136H256ZM13 138H14V137H13ZM27 138H28V137H27ZM87 138H88V137H87ZM90 138H91V137H90ZM127 138H128V137H127ZM242 138H243V137H242ZM8 139H10V137H9ZM24 139H25V138H24ZM36 139H37V138H36ZM0 140H1V138H0ZM3 140H5V138H4V139L2 138V141H3ZM41 140H42V139H41ZM192 140H193V138H192ZM246 140H247V138H246ZM5 141H7V140H5ZM9 141H10V140H9ZM37 141H38V140H37ZM207 141H208V140H207ZM248 141H249V140H248ZM258 141H259V140H258ZM261 141H262V140H261ZM46 142H47V141H46ZM120 142H121V141H120ZM259 142H260V141H259ZM0 143H1V141H0ZM14 143H15V142H14ZM200 143H201V142H200ZM248 143H249V142H248ZM251 143H252V142H251ZM119 144H120V143H119ZM240 144H241V143H240ZM261 144L263 145L264 143H261ZM24 145H25V143H24ZM27 145H28V144H27ZM128 145H129V144H128ZM204 145H206V144H204ZM218 145H219V144H218ZM262 145H261V146H262ZM12 146H14V145H12ZM18 146H19V145H18ZM36 146H37V143H36ZM130 146H131V145H130ZM2 147H3V146H2ZM20 147H21V145H20ZM209 147H210V146H209ZM262 147H263V146H262ZM12 148H14V147H12ZM16 148H18V147L15 146L14 149H16ZM121 148H122V147H121ZM205 148H206V147H205ZM230 148H231V147H230ZM233 148H234V147H233ZM2 149H3V148H2ZM206 149H207V148H206ZM208 149H209V148H208ZM234 149H235V148H234ZM7 150H8V149H7ZM7 150H6V152H7ZM23 150H24V149H23ZM39 150H40V149H39ZM39 150H38V151H39ZM41 150H43V149H41ZM230 150H231V149H230ZM19 151H20V150H18L17 152H19ZM210 151H211V150H210ZM10 152H11V151H9V153H10ZM62 152H63V151H62ZM214 152H215V151H214ZM216 152H217V151H216ZM253 152H254V151H253ZM118 153H119V152H118ZM212 153H213V152H212ZM0 154H1V153H0ZM4 154H5V153H4ZM13 154H14V152H13ZM22 154H24V153H22ZM41 154H42V153H41ZM217 154H218V153H217ZM16 155H17V154H16ZM16 155H13V158H14V156H16ZM18 155H20V157H21V154H18ZM18 155H17V156H18ZM218 155H219V154H218ZM226 155H227V154H226ZM17 156L14 158L15 161L17 160V159H16ZM27 157H28V156H27ZM251 157H252V156H251ZM28 158H29V157H28ZM45 158H46V157H45ZM14 159H13V160H14ZM20 159H21V158H20ZM70 159H71V158H70ZM44 160H45V159H44ZM71 160H73V159H71ZM71 160H70V161H71ZM131 160H132V159H131ZM2 161H3V160H2ZM42 161H43V160H42ZM133 161H135V160H133ZM0 162H1V161H0ZM16 162H17V161H16ZM18 162H19V160H18ZM24 162H25V161H24ZM24 162H23V160H22L21 163H24ZM43 162L45 163V161H43ZM68 162H69V161H68ZM232 162H234V161H232ZM39 163H40V162H39ZM69 163H70V162H69ZM104 163H105V162H104ZM134 163H135V162H134ZM4 164L6 165V162H5V163L3 162V165H4ZM7 164H8V163H7ZM19 164H20V163H19ZM67 164H68V163H67ZM190 164H191V163H190ZM234 164H235V163H234ZM234 164H233V165H234ZM238 164H239V163H238ZM5 165H4V166H5ZM27 165H29V164H27ZM27 165H26V166H27ZM33 165H34V164H33ZM7 166H9V165H7ZM7 166H6V168H8ZM13 166H14V165H13ZM16 166H17V165H16ZM30 166H31V165H30ZM35 166H36V165H35ZM64 166H65V165H64ZM235 166H236V165H235ZM0 167H1V166H0ZM246 167H247V166H246ZM1 168H2V167H1ZM6 168H5V169H6ZM88 168H89V165H88ZM17 169H18V167H17ZM21 169H23V168H21ZM21 169H19V170H21ZM54 169H55V168H54ZM54 169H53V170H54ZM1 170H3V168H2ZM84 170H85V169H84ZM32 171H33V170H31V172H32ZM12 172H13V171H12ZM28 172L30 173V171H28ZM49 172H50V171H49ZM52 172H53V171H52ZM6 173H7V172H6ZM26 173H27V172H26ZM53 173H54V172H53ZM53 173H52V174H53ZM90 173H91V172H90ZM2 174H3V173H2ZM9 174H10V173H9ZM12 174L15 175L14 173H11V175H12ZM75 174H76V173H75ZM7 175H8V173H7L6 176H4V177L6 178ZM13 175H12V176H13ZM35 175H36V174H35ZM40 175H41V174H40ZM12 176H11V177H12ZM31 176H32V175H31ZM44 176H45V175H44ZM44 176H41V177H44ZM72 176H73V173H72ZM74 176H75V175H74ZM1 177L3 178V175H2ZM16 177H17V176H16ZM21 177H22V176L19 175L18 178H21ZM26 177H27V176H26ZM35 177H36V176H35ZM5 178H3V179H5ZM39 178H40V177H39ZM56 178H57V177H56ZM67 178H68V177H67ZM6 179H7V178H6ZM9 179H11V178L9 177ZM21 179H22V178H21ZM70 179H71V178H70ZM18 180H19V179H18ZM42 181H43V180H42ZM0 182H1V181H0ZM3 182H4V181H3ZM7 182H10V181L8 180ZM13 182H14V181H13ZM68 182H69V181H68ZM246 182H247V180H246ZM248 182L250 183V181H248ZM15 183H16V182H15ZM15 183H14V185H15ZM44 183H45V182H44ZM46 183H48V182H46ZM41 184H42V183H41ZM2 185H3V184H2ZM250 185H251V184H250ZM16 186H17V185H16ZM16 186L13 187V188L16 189ZM40 186H41V185H40ZM62 186H63V185H62ZM4 187H5V186H4ZM4 187H3L2 189H4ZM7 187H8V186H7ZM21 187H22V186H21ZM37 187H38V186H37ZM58 187H60V186H58ZM263 187H264V186H263ZM0 188H1V187H0ZM17 188H18V187H17ZM40 188H41V187H40ZM64 188H65V187H64ZM64 188H63V189H64ZM248 188H249V187H248ZM32 189L34 190V188H32ZM252 189H253V188H252ZM4 190H8V189L5 188ZM55 190H56V189H55ZM55 190H54V191H55ZM80 190H81V189H80ZM17 191H18V190H17ZM20 191H21V190H20ZM23 191H24V190H23ZM34 191H35V190H34ZM48 191H49V189H48ZM56 191H58V190H56ZM73 191H74V190H73ZM6 192H7V191H6ZM9 192H12V191L9 190ZM46 192H47V191H46ZM76 192H77V191H76ZM2 193H3V192H2ZM12 193H13V192H12ZM49 193H50V192H49ZM52 193H53V192H52ZM54 193H56V192H54ZM62 193L64 194V192H62ZM62 193H61V194H62ZM46 194H47V193H46ZM58 194H59V192H58ZM8 195H9V194H8ZM21 195H22V194H21ZM43 195H44V194H43ZM55 195L57 196V193H56ZM55 195H54V196H55ZM114 195H115V194H114ZM1 196H2V195H1ZM9 196H10V195H9ZM13 196H14V195H13ZM26 196H27V195H26ZM34 196H35V195H34ZM36 196H38V195H36ZM59 196H60V195H59ZM86 196H87V195H86ZM7 197H8V196H7ZM11 197H12V196H11ZM11 197H10V198H11ZM16 197H17V196H16ZM18 197H19V196H18ZM22 197H23V199H24L25 196H21V198H22ZM30 197H31V196H30ZM84 197H85V196H84ZM92 197H93V196H92ZM2 198H4V197H2ZM25 198H27V197H25ZM41 198H42V197H40V199H41ZM58 198H59V197H58ZM67 198H68V197H67ZM93 198H94V197H93ZM206 198H207V197H206ZM0 199H1V198H0ZM14 199H15V198H14ZM23 199H21V200L24 201ZM29 199H30V198H29ZM29 199H27V200H29ZM32 199H33V198H32ZM56 199H57V197H56ZM107 199H108V198H107ZM4 200H5V199H4ZM30 200H31V199H30ZM17 201H19V200H17ZM22 201H21V202H22ZM32 201H33V200H32ZM111 201H112V200H111ZM10 202H11V201H10ZM35 202H36V201H35ZM41 202H42V201H41ZM83 202H84V201H83ZM90 202H91V201H90ZM98 202H99V201H98ZM109 202H110V201H109ZM38 203H40V202L38 201ZM48 203H49V202H48ZM59 203H60V202H59ZM63 203H64V202H63ZM76 203H78V202H76ZM103 203H104V202H103ZM17 204H18V203H17ZM32 204H33V203H32ZM34 204H36V203H34ZM44 204H45V203H44ZM50 204H52V203H50ZM50 204H49V205H50ZM54 204H55V203H53L52 205H54ZM79 204H80V205H79ZM79 204H78V205L81 206L82 203H79ZM84 204H85V203H84ZM2 205L4 206V204H2ZM5 205H6V204H5ZM52 205H51L50 207H53ZM63 205H64V204H63ZM65 205H66V204H65ZM67 205H68V204H67ZM72 205H73V204H72ZM74 205H75V203H74ZM74 205H73V206H74ZM82 205H83V204H82ZM86 205H87V203H86ZM86 205H85V206H86ZM3 206H1V207H3ZM36 206H37V205H36ZM70 206H71V205H70ZM75 206H77V205H75ZM87 206H89V205H87ZM87 206H86V208H87ZM105 206H106V205H105ZM114 206H115V205H114ZM116 206H117V205H116ZM6 207H7V209L10 210V207H11V206L9 207L8 205H6ZM8 207H9V208H8ZM58 207H61V206H58ZM93 207H95V206L92 205V208H93ZM247 207H248V206H247ZM34 208H35V207H34ZM34 208H33V209H34ZM54 208H55V207H54ZM72 208H73V207H72ZM77 208H78V207H77ZM92 208L89 207L90 210H91ZM100 208H101V207H100ZM2 209H5V208L3 207ZM2 209H1V210H2ZM37 209H38V208H37ZM39 209H40V208H39ZM75 209H76V207H75ZM89 209L84 210V213H85V211H86V213H87V212H88L87 210H89ZM94 209H95V208H94ZM98 209H99V208H97V210H98ZM101 209H102V208H101ZM101 209H100V210H101ZM5 210H6V209H5ZM5 210H4V213H5ZM31 210H32V209H31ZM35 210H36V208H35ZM47 210H48V209H47ZM76 210H77V209H76ZM78 210H80V208H79ZM78 210H77V211H78ZM95 210H96V209H95ZM100 210H99V213H98V214H99V217H100V215H101L100 212L102 211V210H101V211H100ZM11 211H13V209H12ZM57 211H58V210H57ZM60 211H61V210H60ZM65 211H66V210H65ZM65 211H63V212H65ZM2 212H3V210H2ZM6 212H7V211H6ZM37 212H38V210H37ZM63 212H62V214H63ZM80 212L82 213V211H79L78 213H80ZM90 212H91V211H90ZM90 212H89V213H90ZM118 212H119V211H118ZM0 213H1V211H0ZM4 213H2V214H4ZM11 213H12V212H11ZM11 213H9V214L12 215ZM54 213H55V212H54ZM58 213H59V212H57V214H58ZM66 213H67V212H66ZM75 213H76V212H75ZM93 213H94V210H93ZM93 213H91V214L93 215ZM29 214H30V212H29ZM29 214H28V215H29ZM46 214H47V212H46ZM46 214H45V215L42 214V215L46 217ZM49 214H50V213H49ZM60 214H61V213H60ZM64 214H65V213H64ZM68 214H69V213H68ZM68 214H67V215H68ZM76 214H77V213H76ZM82 214H83V213H82ZM96 214H97V213H96ZM118 214H119V213H118ZM4 215H5V214H4ZM10 215H9V216H10ZM28 215H27V216H28ZM31 215H34V213H31ZM39 215H40V214H39ZM54 215H56V214H54ZM106 215H107V214H106ZM6 216H8V213H7ZM23 216H24V214H23ZM47 216H48V214H47ZM50 216L52 217V214H51ZM56 216H57V215H56ZM65 216H66V215H65ZM72 216H73V215H72ZM94 216H95V215H94ZM103 216H104V215H103ZM217 216H218V215H217ZM28 217H30V216H28ZM51 217H47V219H49V218H51ZM53 217H55V216H53ZM53 217H52V218H53ZM61 217H62V216H61ZM101 217H102V216H101ZM105 217H106V216H105ZM1 218H2V217H0V219H1ZM39 218L41 219V221L44 219V218L42 219L41 217H38V220H37V221H39ZM57 218H58V216H57ZM62 218H63V217H62ZM64 218H65V217H64ZM66 218H67V217H66ZM74 218H75V217H74ZM77 218H78V217H77ZM87 218H88V217H87ZM97 218H98V217H97ZM3 219H4V218H3ZM45 219H46V218H45ZM53 219H54V218H53ZM55 219H56V218H55ZM89 219H90V218H89ZM91 219H92V218H91ZM93 219H94V218H93ZM5 220H6V219H5ZM56 220H57V219H56ZM63 220H64V219H63ZM66 220H68V219H66ZM79 220H81V219H79ZM82 220H83V219H82ZM13 221H14V219H13ZM15 221H16V218H15ZM32 221L35 223L34 220H32ZM43 221H44L45 223H47V222L50 223V221H47V222H46L45 220H43ZM43 221H42V222H43ZM54 221H55V220H54ZM69 221H71V220L69 219L68 222H67V224L70 223ZM87 221H88V220H87ZM7 222H8V221H7ZM10 222H12V221H11V218H10ZM10 222H9V223H10ZM84 222H85V221H84ZM93 222H94V221H93ZM2 223H4V221H2ZM27 223L29 224V223H32V222H27ZM34 223H33V224H34ZM37 223H38V222H37ZM37 223H35L34 225H36ZM45 223H43L42 226H44ZM60 223H61V222H60ZM74 223H75V222H74ZM74 223H73V224H74ZM0 224H1V222H0ZM5 224H6V225H10L11 223H10V224L5 223ZM24 224H25V223H24ZM28 224H27V225H28ZM40 224H41V223H40ZM40 224L38 223V225H40ZM67 224H65V225H67ZM91 224H93V223H91ZM96 224H97V223H96ZM22 225H23V224H22ZM25 225H26V224H25ZM30 225H31V224H30ZM38 225H37V226H38ZM51 225H52V223L50 224V226H51ZM54 225H56V224L54 223ZM54 225H53V226H54ZM59 225L61 226L62 224H59ZM68 225H69V226H70V225L72 226V221H71V224H68ZM68 225H67V226H68ZM77 225H78V224H77ZM84 225H85V224H84ZM233 225H234V224H233ZM3 226H4V224H3ZM20 226H21V225H20ZM20 226H19V227H20ZM37 226H36V227H37ZM46 226L48 227V224H47ZM57 226H58V225H57ZM69 226H68V227H69ZM71 226H70V228H72ZM80 226H81V225H80ZM80 226L78 225L79 228H76V230H77V229L79 230L83 225H82L81 227H80ZM96 226H97V225H96ZM104 226H105V225H104ZM36 227H35V228H36ZM39 227H40V226H39ZM44 227H45V226H44ZM47 227H45V228H46V229H49V228H47ZM51 227H52V226H51ZM55 227H56V226H55ZM62 227H63V225H62ZM64 227H65V226H64ZM7 228H8V227H7ZM7 228H5V229H7ZM16 228H17V227H16ZM16 228H14V229L16 230ZM20 228H22V227H20ZM20 228H19V229H20ZM26 228H27V226H26ZM29 228H30V227H29ZM37 228H38V227H37ZM60 228H61V227H60ZM84 228H86V227L84 226V227L82 228V230H83ZM97 228H98V227H97ZM125 228H126V227H125ZM237 228H238V227H237ZM262 228H263V227H262ZM17 229H18V228H17ZM41 229H42V228H40L39 230L41 231ZM43 229H44V228H43ZM46 229H45V231H44V230H43V231L47 233ZM53 229H55V230L57 229V231H60V230H58L59 228H53ZM64 229H65V228H63V231L66 230V229H65V230H64ZM72 229H73V228H72ZM74 229H75V228H74ZM88 229L90 230V228H88ZM92 229H93L95 232L97 231V229L95 230V228H92ZM12 230H13V229H12ZM15 230H14V231H15ZM24 230H25V229H24ZM26 230H27V229H26ZM39 230H38V231H39ZM55 230H54V232H56ZM99 230H100V229H99ZM99 230H98L97 232H99V234H100L101 231H99ZM102 230H103V229H102ZM137 230H138V229H137ZM232 230H233V229H232ZM5 231H7V230H5ZM10 231H11V230H10ZM10 231H7V234H8ZM16 231H17V230H16ZM30 231L32 232L33 230H30ZM35 231H36V230H35ZM50 231H51V229H50ZM63 231H60V232H63ZM108 231H109V230H108ZM112 231H114V230H112ZM127 231H128V230H127ZM140 231H141V230H140ZM142 231H143V230H142ZM244 231H245V230H244ZM2 232H3V230H2ZM12 232H13V231H11L10 233L12 234ZM31 232H30V233H31ZM33 232H34V231H33ZM33 232H32V233H33ZM36 232H37V231H36ZM60 232H58V233H60ZM86 232H87V231H86ZM92 232H93V231H91V233H92ZM125 232H126V231H125ZM215 232H216V231H215ZM14 233H15V235H16V232H13V235H14ZM32 233H31V235H32ZM34 233H35V232H34ZM39 233H40V232H39ZM52 233H53V232H51V234H52ZM111 233H112V232H111ZM11 234H9V235H11ZM36 234H37V233H36ZM40 234H41V235H44V234H42V232H41ZM40 234H38V235H39L38 238H40V237L42 238V237H43V236H40ZM47 234H48V233H47ZM47 234L45 235V237L49 236V235H47ZM49 234H50V233H49ZM51 234H50V235H51ZM56 234H57V233H56ZM60 234H61V233H60ZM173 234H174V233H173ZM215 234H216V233H215ZM1 235H2V234H1ZM9 235H8V236H9ZM13 235H12V236H13ZM25 235H27V233H25ZM29 235H30V234H29ZM29 235H27V236H29ZM34 235H35V234H34ZM38 235H37V236H38ZM122 235H123V234H122ZM206 235H207V234H206ZM228 235H229V234H228ZM6 236H7V235H6ZM56 236H57V235H56ZM76 236H77V235H76ZM82 236H83V235H82ZM104 236H105V235H104ZM104 236H103V237H104ZM111 236H112V235H111ZM52 237H53V236H52ZM85 237H87V236H85ZM98 237H99V236H98ZM103 237H102V238H103ZM106 237H107V236H106ZM208 237H210V236L208 235ZM48 238H49V237H48ZM50 238H51V237H50ZM50 238H49V239H50ZM65 238H67V237H65ZM72 238H75V237H72ZM79 238H81V237H79ZM87 238H88V237H87ZM89 238H90V237H89ZM91 238H92V237H91ZM96 238H97V237H96ZM96 238H94V239H96ZM104 238H105V237H104ZM114 238L116 239L117 237H114ZM120 238H121V237H120ZM122 238H123V237H122ZM122 238H121V239H122ZM168 238H169V237H168ZM44 239H45V238H44ZM85 239H86V238H85ZM85 239H84V240H85ZM97 239H98V238H97ZM29 240H30V239H29ZM29 240H28V241H29ZM45 240H47V239H45ZM67 240H68V238H67ZM73 240H75V239H73ZM90 240H91V239H90ZM100 240H101V242H103L102 239H100V238H99L98 242H99ZM152 240H153V239H152ZM38 241H39V240H38ZM47 241H48V240H47ZM71 241H72V240H70L69 242H71ZM76 241H78V240L76 239ZM76 241H75V242H76ZM86 241H87V239H86ZM96 241H97V240H96ZM212 241H213V240H212ZM227 241H228V240H227ZM33 242H34V244H35V241H33ZM72 242H73V241H72ZM107 242H108V240H107ZM139 242H142V241L139 240ZM156 242H157V241H156ZM5 243H6V242H5ZM7 243H8V242H7ZM7 243H6V244H7ZM25 243H26V242H25ZM31 243H32V242H31ZM37 243H38V242H37ZM37 243H36V245H37ZM52 243H53V242H52ZM62 243H64V241H62ZM81 243H82V242H81ZM109 243H111L110 240H109ZM122 243H123V242H122ZM122 243H121V244H122ZM146 243H148V242H146ZM15 244H16V243H15ZM15 244H13V245L15 246ZM32 244H33V243H32ZM34 244H33V247H36V246H34ZM39 244H40V243H38V245H39ZM50 244H51V243H50ZM50 244H49V245H50ZM59 244H60V243H59ZM78 244H79V243H78ZM82 244H83V243H82ZM87 244H88V243H87ZM133 244H134V243H133ZM133 244H131V245H133ZM136 244H137V243H136ZM142 244L144 245V243H142ZM149 244H150V243H149ZM224 244H225V243H224ZM10 245H11V244H10ZM38 245H37V247L39 248V246H41V245H39V246H38ZM51 245H53V244H51ZM66 245H67V244H65V246H66ZM74 245H75V243H74ZM74 245H73V246H74ZM80 245H81V244H80ZM91 245H92V242H90V246H91ZM94 245H95V244H94ZM14 246H13V247H14ZM16 246H17V244H16ZM43 246H44V244H43ZM47 246H48V245H47ZM47 246H44V250H46L45 247L47 248ZM56 246H57V244H56ZM60 246H61V245H60ZM62 246H64V245H62ZM67 246H70V245H67ZM73 246L68 247V250H71V247L73 248ZM83 246H84V245H83ZM100 246H101V245H100ZM100 246H97V248H99ZM117 246H118V245H117ZM120 246H122V245H120ZM120 246H119V247H120ZM8 247H9V246H8ZM13 247H12V248H13ZM48 247H49V246H48ZM58 247H59V246H58ZM75 247H76V245H75ZM81 247H82V245H81L79 248H81ZM114 247H115V246H114ZM114 247H113V248H114ZM142 247H143V246H142ZM202 247H203V246H202ZM23 248L26 249L25 246H24ZM27 248H28V247H27ZM31 248H32V247H30V249H31ZM52 248H53V247H52ZM52 248H51V249H52ZM122 248H125V247L123 246ZM143 248H145V247H143ZM151 248H152V246H151ZM154 248H155V247H154ZM18 249L21 251L22 248H21V247H20V248L18 247ZM48 249H50V248H48ZM48 249H47V250H48ZM63 249H64V248H63ZM93 249H95L94 251H97L96 248H93ZM93 249H92V250H93ZM110 249H111V247H110ZM115 249H116V248H115ZM125 249H126V248H125ZM146 249H147V248H146ZM19 250H17V251H19ZM33 250H34V249H33ZM40 250H41V249H40ZM68 250H67V251H68ZM72 250H73V249H72ZM20 251H19L18 253H20ZM37 251H38V249H37ZM60 251H61V250H60ZM73 251H74V250H73ZM124 251H125V250H124ZM137 251H138V250H137ZM145 251H146V250H145ZM145 251H144V252H145ZM148 251H149V250H148ZM155 251H156V250H155ZM24 252H25V251H24ZM30 252H33V251H30ZM41 252H42V255H43V250H42ZM48 252H49V251H48ZM48 252H47V254H48ZM57 252H58V251H57ZM61 252H62V251H61ZM76 252H77V251H76ZM76 252H75V254H76ZM79 252H82V251L79 250ZM83 252L85 253V251H83ZM89 252H90V251H89ZM112 252H113V251H112ZM142 252H143V251H142ZM144 252H143V253H144ZM146 252H147V251H146ZM157 252H158V251H157ZM198 252H199V251H198ZM26 253H27V252H26ZM28 253H29V252H28ZM33 253H34V252H33ZM45 253H46V251H45ZM45 253H44V254H45ZM50 253H52V252L50 251ZM50 253H49V255H50ZM64 253H65V252H64ZM71 253H73V252L71 251ZM119 253H120V252H119ZM135 253H138V252H136V250H135ZM147 253H148V252H147ZM149 253H150V252H149ZM159 253H160V252H159ZM204 253H205V252H204ZM40 254H41V253H40ZM58 254H59V253H58ZM60 254H61V253H60ZM82 254H83V253H82ZM98 254H99V253H98ZM139 254H140V253H139ZM139 254H138V256H140L141 259H142V258H143L142 255H139ZM150 254H152V253H150ZM35 255H36V254H35ZM38 255H39V254H38ZM64 255H65V254H64ZM69 255H70V254H69ZM85 255H87V254H85ZM100 255H101V254H100ZM144 255H145L144 257H145V259H146L147 264H148V262L150 263L151 261H148L149 259H147V258L150 257V256L147 254V255H148V257H147L145 253H144ZM153 255H154V254H153ZM162 255H163V254H162ZM162 255H161V256H162ZM177 255H178V254H177ZM43 256H44V255H43ZM47 256H48V255H47ZM51 256H52V255H51ZM79 256H80V254H79ZM83 256H84V255H83ZM164 256H165V255H164ZM203 256H204V255H203ZM61 257H62V256L59 255L57 258H61ZM72 257H73V256H72ZM119 257H120V256H119ZM128 257L130 258L131 256H128ZM146 257H147V258H146ZM159 257H160V256H159ZM170 257H171V256H170ZM7 258H8V257H7ZM38 258L40 259L41 257H38ZM74 258H75V257H74ZM74 258H72V259L74 260ZM138 258H139V257H138ZM32 259H33V258H32ZM54 259H56V258H54ZM75 259H76V258H75ZM124 259H125V258H124ZM134 259H135V258H134ZM134 259H133V261H131L132 258H131V260H130V259H129V260L133 263V262H135ZM156 259H157V255H156ZM173 259H174V257H173ZM40 260H41V259H40ZM44 260H45V258H44ZM47 260H49V259L46 258L45 261H47ZM109 260H110V259H109ZM111 260H112V259H111ZM116 260H117V259H116ZM120 260H121V259H120ZM136 260H137V259H136ZM259 260H260V259H259ZM33 261H34V260H33ZM36 261H37V260H36ZM38 261H39V260H38ZM41 261H42V260H41ZM45 261H44V262H45ZM53 261H54V260H53ZM122 261H123V260H122ZM137 261L139 262V260H137ZM152 261H153V260H152ZM163 261H164V260H163ZM251 261H252V260H251ZM44 262H38V263H44ZM50 262L53 263V262L51 261V259H50ZM50 262H49L48 264H50ZM55 262H56V261H55ZM95 262H97V261H95ZM120 262H121V261H120ZM138 262H135V263H136V264H139ZM141 262H144V259H143V261H141ZM205 262H206V261H205ZM210 262H211V261H210ZM254 262H255V261H254ZM35 263H36V262H35ZM68 263H70V262H68ZM82 263H84V261H83ZM206 263H207V262H206ZM211 263H212V262H211ZM44 264H45V263H44ZM57 264H60V263L57 262ZM114 264H115V263H114ZM122 264H123V263H122ZM144 264H145V262H144ZM212 264H213V263H212ZM253 264H254V263H253Z\"/></svg>",
	"mask_w": 264,
	"mask_h": 264
}]
</instances>
